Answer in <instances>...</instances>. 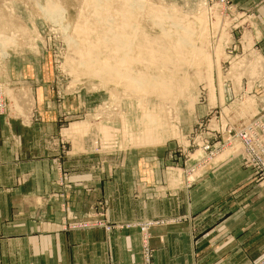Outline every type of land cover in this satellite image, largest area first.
<instances>
[{
	"label": "rangeland",
	"instance_id": "1",
	"mask_svg": "<svg viewBox=\"0 0 264 264\" xmlns=\"http://www.w3.org/2000/svg\"><path fill=\"white\" fill-rule=\"evenodd\" d=\"M131 1L129 74L145 75L141 88L78 61L117 32L127 0H107L112 27L96 0H0V85L12 100L0 117L29 125L42 102L61 105L62 131L50 138L57 177L45 198L61 214L39 217V226L79 233L99 228L76 224L152 221L122 229H135L140 263L149 252L153 264L154 233L206 216L223 181L231 197L243 194L242 203L231 199L233 212L256 190L264 212V158L247 150L264 132V0ZM187 28L193 44L180 51L173 46ZM35 80L34 89L26 83ZM260 255L254 264H264Z\"/></svg>",
	"mask_w": 264,
	"mask_h": 264
},
{
	"label": "crops",
	"instance_id": "2",
	"mask_svg": "<svg viewBox=\"0 0 264 264\" xmlns=\"http://www.w3.org/2000/svg\"><path fill=\"white\" fill-rule=\"evenodd\" d=\"M37 81L26 83L34 89ZM42 103L29 125L0 117V264H141L135 229L69 233L56 225L39 226V217L54 220L61 214L58 202L45 200L57 177L50 138L52 132L61 134V105L45 110L48 103ZM221 186L206 216L181 217L176 226L154 233L153 264H254L264 253L262 193L248 194L250 205H242L238 193L236 213L231 199L237 198L224 181Z\"/></svg>",
	"mask_w": 264,
	"mask_h": 264
},
{
	"label": "bare ground",
	"instance_id": "3",
	"mask_svg": "<svg viewBox=\"0 0 264 264\" xmlns=\"http://www.w3.org/2000/svg\"><path fill=\"white\" fill-rule=\"evenodd\" d=\"M129 1L130 0H127L128 2L127 9H125V11H120L121 12L120 20L122 22L121 25H119L117 32L110 33V35L108 32L107 34L104 35L105 38L101 40H97L96 44L92 43L90 44L89 48H86L85 50H80L78 52L79 53L78 61L81 62L82 65H87L89 67L95 68L94 69L95 73L98 72L99 75L103 74L110 77L115 76L126 79L128 78L130 82L129 84L131 86L135 88L136 87L141 88L142 84L146 85V82L147 84L149 82L145 77V75L142 74V76L138 75L136 77H133L130 76L129 74V71L131 70L129 66L130 62L135 60L131 55L132 54L131 51L133 46L135 45L134 39L136 38L135 27L133 28V32L131 33L127 32L128 28H132L131 22L133 21V20L131 21V18L133 17L132 15L133 10H130L131 7L129 6L130 3ZM131 2H133V0ZM135 3L138 2L135 1ZM93 7H95V9L100 12L99 13L100 22L101 23L104 22V24H106L107 26L112 27L110 25L111 17L108 18V14H107L109 9L107 0H103L102 3L101 0H96ZM104 13H106L105 15L107 16L102 17L101 15ZM112 29L113 28H110L108 29V31ZM190 32L191 31L188 28L184 29V33L179 39H177L176 44L173 47L181 51L183 47L193 44L192 37L191 35H189ZM155 83L152 82V85H155ZM156 84L157 87L158 86H160L161 88L166 87L164 84H161V82H157ZM167 86H169V83L167 84Z\"/></svg>",
	"mask_w": 264,
	"mask_h": 264
},
{
	"label": "built area",
	"instance_id": "4",
	"mask_svg": "<svg viewBox=\"0 0 264 264\" xmlns=\"http://www.w3.org/2000/svg\"><path fill=\"white\" fill-rule=\"evenodd\" d=\"M9 101H12V100L8 98L7 88H5L3 85H0V112H3V111L6 112V110L8 108ZM253 127H254V124H252L249 128L251 130V132H253V130H252ZM255 133H256V131H255ZM246 136H247V133L244 136V140H241L242 144L245 143ZM253 139L254 140H252L251 143H247L248 153L250 155H254L257 157L261 156L264 158V132L262 131L261 136H257L254 134ZM168 223L169 222H167V224ZM151 224H152V221H146V223L131 222V224H126V225H120V224L112 225L109 223L100 222V223L76 224L74 226V229H85V228H90V229L91 228H99L100 229V228H102L103 230L110 231V230H116V229H122V228H131L132 226H134V227L138 226V227H140L139 229L143 230L144 228L151 226ZM150 256L151 255L149 252L145 253L146 264H150V259H149V258H151Z\"/></svg>",
	"mask_w": 264,
	"mask_h": 264
}]
</instances>
